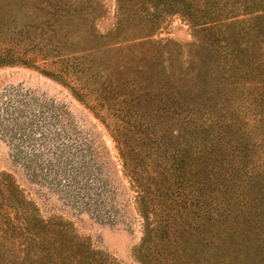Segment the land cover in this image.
<instances>
[{"label": "trees", "instance_id": "trees-1", "mask_svg": "<svg viewBox=\"0 0 264 264\" xmlns=\"http://www.w3.org/2000/svg\"><path fill=\"white\" fill-rule=\"evenodd\" d=\"M115 1L113 28L97 33L113 38L103 45L82 1L0 0V16H26L44 37L43 55L59 64L44 73L99 92L91 108L143 220L141 264H264V0ZM157 5L186 15L196 37L187 56L146 41L160 18L143 12ZM105 48L126 51L98 68L82 59ZM30 205L0 181V264H117Z\"/></svg>", "mask_w": 264, "mask_h": 264}, {"label": "rangeland", "instance_id": "rangeland-1", "mask_svg": "<svg viewBox=\"0 0 264 264\" xmlns=\"http://www.w3.org/2000/svg\"><path fill=\"white\" fill-rule=\"evenodd\" d=\"M78 1L93 12L87 23L96 30L94 44L112 40L97 33L113 28L116 1ZM160 8L143 12L147 18H160L159 28L146 41H153V48L166 45L170 52L164 55L179 50L187 56L196 37L186 15L156 11ZM26 21L21 15L16 22L0 16V181H9L39 219L67 222L117 264H141L134 251L143 235V220L111 131L94 113L99 92L91 86L83 89L67 76L44 73L56 72L59 64L43 55L45 39ZM125 51L105 48L82 59H92L98 68L109 55ZM152 54L146 45L141 55ZM96 81L100 85L101 79ZM111 101L110 96L104 100Z\"/></svg>", "mask_w": 264, "mask_h": 264}]
</instances>
